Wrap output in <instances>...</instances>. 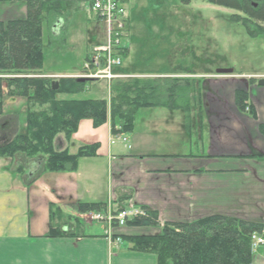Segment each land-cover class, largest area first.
Wrapping results in <instances>:
<instances>
[{
    "label": "crops",
    "instance_id": "0c3cea01",
    "mask_svg": "<svg viewBox=\"0 0 264 264\" xmlns=\"http://www.w3.org/2000/svg\"><path fill=\"white\" fill-rule=\"evenodd\" d=\"M17 4L0 3V22L25 18L26 11L16 17ZM231 70L157 75L189 80V111L138 110L128 134L112 135L109 120L97 128L81 120L69 141L55 142L70 155L97 145L73 171L40 174L38 161L0 156V264H157L122 237L154 236L166 223L213 215L264 224V88L256 84L264 71ZM236 90L246 92L249 112L237 109ZM26 103L2 95L0 147L24 135ZM108 201L113 211L153 212L157 227L114 228L110 240L104 225L83 223L78 211ZM250 264H264V247Z\"/></svg>",
    "mask_w": 264,
    "mask_h": 264
},
{
    "label": "trees",
    "instance_id": "16d2710c",
    "mask_svg": "<svg viewBox=\"0 0 264 264\" xmlns=\"http://www.w3.org/2000/svg\"><path fill=\"white\" fill-rule=\"evenodd\" d=\"M17 1L24 5L26 16L24 19L0 22V76L11 77L5 80L7 96L24 98L28 103L26 130L24 135L14 136L10 142L2 145L0 156L14 158L19 155L25 160H36L42 166L40 174L73 171L80 159L95 155L97 145L83 146L76 154L70 155L65 150H55L53 143L60 134L69 141L81 120H90L94 128L109 120L112 135L128 134L133 129L134 116L138 110L165 108L184 113L189 111V93L194 92L189 80H114L109 85L107 101L78 98L87 91V83H78L72 78L57 81L41 78V17L46 11L58 13L64 2L0 0V3ZM179 1L185 5L190 2ZM252 1L255 7L250 0H205L208 4L245 15L247 22L242 23L247 27L248 34L255 37L249 25L264 26V0ZM116 51H119L117 56L127 49L119 47ZM89 57L86 61L91 64ZM53 82H57L55 91L52 90ZM1 84L2 79L0 115L3 95ZM56 96L62 98L56 101ZM246 101V92L236 90L235 105L239 111L245 110ZM39 107L42 110H37ZM78 209L81 214L102 213L105 205L83 204ZM117 214L119 212L115 211L114 215ZM145 214V217L127 220L125 227H157L156 215L149 210H145ZM54 231L63 234L60 230ZM252 236L264 239V224L213 215L189 223H166L158 235L122 239L128 241L132 251L153 254L157 264H250Z\"/></svg>",
    "mask_w": 264,
    "mask_h": 264
},
{
    "label": "rangeland",
    "instance_id": "374dc122",
    "mask_svg": "<svg viewBox=\"0 0 264 264\" xmlns=\"http://www.w3.org/2000/svg\"><path fill=\"white\" fill-rule=\"evenodd\" d=\"M61 1L64 5L58 13L46 11L41 17V78L54 81L77 75L92 47L105 43L104 25L90 12L87 2ZM14 3H18L14 9L16 17H23L24 5L18 1ZM250 3L256 6L252 0ZM124 7L128 14V32L121 44L128 52L122 53L120 58L122 67L134 77L172 80L156 76H205L206 72L213 74L219 69H233L235 74L264 71V26L250 24L253 36L263 35L250 36L243 25L247 22L246 16L241 13L208 4L205 0H190L186 5L179 0H130ZM5 78L11 77L2 76L4 89ZM198 87L199 84L195 88ZM5 91L3 94L7 96V89ZM77 97L108 101V88L102 81L87 83V91ZM61 98L56 96L55 99ZM140 118L141 115L137 121ZM57 140L68 141L60 134L54 139V148ZM87 219L84 218V222ZM93 224L95 227L97 223Z\"/></svg>",
    "mask_w": 264,
    "mask_h": 264
},
{
    "label": "built area",
    "instance_id": "2783aa9c",
    "mask_svg": "<svg viewBox=\"0 0 264 264\" xmlns=\"http://www.w3.org/2000/svg\"><path fill=\"white\" fill-rule=\"evenodd\" d=\"M91 5V10L95 13L103 22L106 33L107 42L104 47L95 48L92 58V64L95 68H98L101 61H104L103 70L97 69L94 74H90L87 77L96 79L112 80L117 78L112 74V70L120 66V60L113 57V48H116L119 44V38L125 31V9L124 2L127 0H86ZM87 69V66L85 67ZM124 141V140H123ZM138 216L137 212H122L117 216L111 214L109 205L107 207L106 214L101 213H89L84 215L89 222H103L106 224L108 232H110L113 225L118 227L123 226L127 219L135 218ZM253 248L264 245V239L259 237H252Z\"/></svg>",
    "mask_w": 264,
    "mask_h": 264
},
{
    "label": "water",
    "instance_id": "95a60500",
    "mask_svg": "<svg viewBox=\"0 0 264 264\" xmlns=\"http://www.w3.org/2000/svg\"><path fill=\"white\" fill-rule=\"evenodd\" d=\"M231 72H232L231 70L220 69V70L216 71V74H218V75H227V74H230ZM87 81H88L87 79H77L78 83H85ZM257 84H258L259 87H264V80L258 81ZM52 86H53L52 90H54V91L57 90V83H53Z\"/></svg>",
    "mask_w": 264,
    "mask_h": 264
}]
</instances>
